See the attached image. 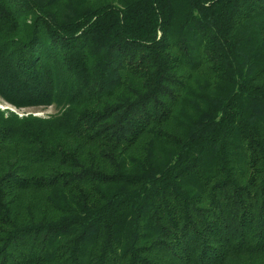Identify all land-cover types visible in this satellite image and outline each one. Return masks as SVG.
<instances>
[{"label":"trees","instance_id":"16d2710c","mask_svg":"<svg viewBox=\"0 0 264 264\" xmlns=\"http://www.w3.org/2000/svg\"><path fill=\"white\" fill-rule=\"evenodd\" d=\"M0 264H264V0H0Z\"/></svg>","mask_w":264,"mask_h":264},{"label":"rangeland","instance_id":"374dc122","mask_svg":"<svg viewBox=\"0 0 264 264\" xmlns=\"http://www.w3.org/2000/svg\"><path fill=\"white\" fill-rule=\"evenodd\" d=\"M0 109L1 110L8 109V110L16 113L18 115V117L32 115V116L46 118L48 116L55 115L57 113L56 108H54L53 106L43 107V108L35 109V110H33V109L16 110L15 108H13L9 105L3 104L1 101H0Z\"/></svg>","mask_w":264,"mask_h":264}]
</instances>
